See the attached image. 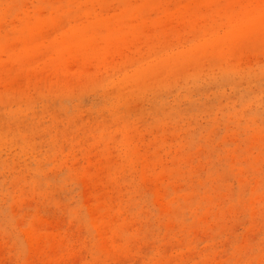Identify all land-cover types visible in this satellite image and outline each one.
<instances>
[{
  "label": "rangeland",
  "instance_id": "1",
  "mask_svg": "<svg viewBox=\"0 0 264 264\" xmlns=\"http://www.w3.org/2000/svg\"><path fill=\"white\" fill-rule=\"evenodd\" d=\"M0 264H264V0H0Z\"/></svg>",
  "mask_w": 264,
  "mask_h": 264
}]
</instances>
